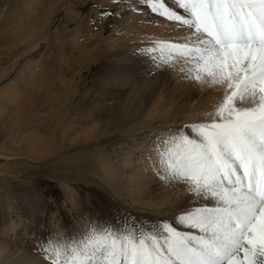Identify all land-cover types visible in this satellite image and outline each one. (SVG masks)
<instances>
[{"label": "rangeland", "instance_id": "1", "mask_svg": "<svg viewBox=\"0 0 264 264\" xmlns=\"http://www.w3.org/2000/svg\"><path fill=\"white\" fill-rule=\"evenodd\" d=\"M186 34L144 0H0V264H51L94 226L197 231L177 216L215 201L162 180L155 145L225 92L147 52Z\"/></svg>", "mask_w": 264, "mask_h": 264}, {"label": "snow or ice", "instance_id": "2", "mask_svg": "<svg viewBox=\"0 0 264 264\" xmlns=\"http://www.w3.org/2000/svg\"><path fill=\"white\" fill-rule=\"evenodd\" d=\"M152 12L186 30L182 42L157 41L147 52L161 65L182 60L186 78L224 96L195 136L161 137L162 180L181 182L193 208L151 230L90 227L78 241L49 242L51 264H264V0H144ZM198 233V234H197Z\"/></svg>", "mask_w": 264, "mask_h": 264}, {"label": "bare ground", "instance_id": "3", "mask_svg": "<svg viewBox=\"0 0 264 264\" xmlns=\"http://www.w3.org/2000/svg\"><path fill=\"white\" fill-rule=\"evenodd\" d=\"M202 115V114H201ZM156 179V178H155ZM157 180V179H156ZM169 185V184H168ZM139 187V186H138ZM142 189V188H141ZM144 194V193H143ZM138 195V194H137ZM157 196V195H156ZM137 197V196H136ZM152 203V202H151ZM162 204V201L157 203V207H159ZM164 206V205H163ZM170 206V205H169ZM177 212V211H176Z\"/></svg>", "mask_w": 264, "mask_h": 264}]
</instances>
